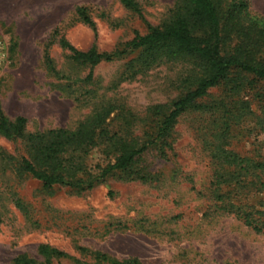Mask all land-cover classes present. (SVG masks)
I'll list each match as a JSON object with an SVG mask.
<instances>
[{"label":"rangeland","instance_id":"rangeland-1","mask_svg":"<svg viewBox=\"0 0 264 264\" xmlns=\"http://www.w3.org/2000/svg\"><path fill=\"white\" fill-rule=\"evenodd\" d=\"M134 1L142 18L117 0H0V33L7 40L0 75L4 114L24 117L28 133L71 130L110 102L136 119L133 134L140 135L144 128L139 121L148 109L179 97L182 66L162 64L124 80L138 52L90 68L72 63L57 45L62 36L78 51L112 53L135 34L161 26L175 0ZM249 1L250 11L264 18V0ZM78 8L85 9L94 29L80 22ZM55 30L58 36L52 38ZM47 44L54 69L71 80H57L46 71L42 53ZM89 74V82H74ZM219 94L212 91L204 102ZM258 109L253 104L254 117L235 132V153L264 155V122ZM204 121L205 115H183L167 159L153 150L137 159V169L155 176L152 181L116 175L83 193L46 189L30 176L16 174L12 162L9 166L5 160H19L26 149L19 141L0 137V264L22 255L40 263V245L64 254L51 264H111L95 254L117 261L134 258L141 264H264V231L247 228L233 215L213 214L205 197L211 166L201 147ZM107 123L111 130L122 125L118 111ZM109 160L94 148L85 163L93 170ZM246 201L263 211L259 205L264 192H252Z\"/></svg>","mask_w":264,"mask_h":264},{"label":"trees","instance_id":"trees-1","mask_svg":"<svg viewBox=\"0 0 264 264\" xmlns=\"http://www.w3.org/2000/svg\"><path fill=\"white\" fill-rule=\"evenodd\" d=\"M117 1L142 18L134 0ZM85 12L77 9L80 22L94 29ZM57 36L55 30L52 38ZM57 45L72 63L90 68L138 52L128 64L129 77L124 75V80L162 64H180L184 70L179 81L181 93L168 104L148 109L139 121L144 128L140 135L133 134L136 119L128 118L110 102L96 108L74 129L37 133L26 131L24 117L10 119L0 107V137L19 141L26 149L19 160H5L7 165L12 162L16 174L30 176L46 189L65 187L77 193L90 191L116 175L147 183L155 176L139 171L137 159L150 150L167 159L179 119L188 113L205 115L201 147L211 166L205 197L212 203V213L233 215L247 228L264 231V202L259 205L263 211H259L246 201L250 193L264 192V155H241L231 149L235 132L254 117L253 104L258 106L264 122V18L250 11L249 0H175L161 26L148 27L144 35L135 34L112 53H98L94 48L78 51L62 36ZM47 48L48 44L42 53L46 71L57 80H69L54 69ZM91 78L89 74L83 81L74 82H89ZM212 91L220 92L219 96L205 103ZM116 111L122 125L111 130L107 122ZM94 148L110 160L105 166L89 170L85 158ZM37 254L42 258L40 263L22 255L10 264H51L64 257L46 245H40ZM95 255L111 264H141L134 258L117 261Z\"/></svg>","mask_w":264,"mask_h":264},{"label":"built area","instance_id":"built-area-1","mask_svg":"<svg viewBox=\"0 0 264 264\" xmlns=\"http://www.w3.org/2000/svg\"><path fill=\"white\" fill-rule=\"evenodd\" d=\"M7 59V40L0 33V75Z\"/></svg>","mask_w":264,"mask_h":264}]
</instances>
